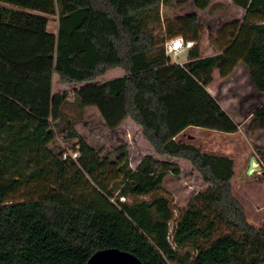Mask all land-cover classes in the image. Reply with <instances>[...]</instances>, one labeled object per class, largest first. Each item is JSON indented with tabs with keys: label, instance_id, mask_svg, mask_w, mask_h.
<instances>
[{
	"label": "trees",
	"instance_id": "16d2710c",
	"mask_svg": "<svg viewBox=\"0 0 264 264\" xmlns=\"http://www.w3.org/2000/svg\"><path fill=\"white\" fill-rule=\"evenodd\" d=\"M210 1L192 4L205 11ZM162 3L0 0V264H86L106 249L142 264H264V229L232 194L233 161L175 141L187 128L238 132L207 88L214 69L225 80L240 63L261 98L248 131L264 132V0H231L244 11L242 23L211 57L201 56L195 14L182 18L177 32L168 28L167 40L193 43L181 65L171 63L157 39ZM48 17L57 18L55 35ZM113 71L122 76L99 81ZM54 78L79 87L55 94ZM69 108H94L111 131L132 122L156 157L145 155L131 169L121 146L108 161L78 135ZM59 136L65 144L76 140L75 159L55 144ZM254 154L264 174V147ZM171 160L190 164L205 186L178 216L163 196L126 204L125 198L159 191L168 175L178 177ZM105 164L115 172L110 188L72 196ZM49 181L38 197L11 202L24 188Z\"/></svg>",
	"mask_w": 264,
	"mask_h": 264
},
{
	"label": "rangeland",
	"instance_id": "374dc122",
	"mask_svg": "<svg viewBox=\"0 0 264 264\" xmlns=\"http://www.w3.org/2000/svg\"><path fill=\"white\" fill-rule=\"evenodd\" d=\"M193 0H163L160 7L162 30L158 33V42H169L168 28L172 32H177L182 18L187 15L195 14L199 18L200 41L199 47L203 55H209L212 47L213 53L216 54V38L219 33H224L231 21L242 20L244 12L234 7L229 0H211L209 7L205 11L197 10ZM7 8L9 6L4 5ZM23 11L22 9H16ZM49 27L55 28L56 17H48ZM210 37V38H209ZM185 50L178 56L170 55V61L174 65H181L187 61ZM216 78L208 88L209 93L216 98L222 109L230 118L239 124L237 134H222L218 132L206 131L198 128H189L179 140L187 145L197 148L201 153L213 155H227L235 163V177L232 180V194L241 203L247 213V218L252 220L263 218V195H264V175L262 171L256 170L252 175H247L248 162L251 157H255L254 147H264V132L248 131L251 122V113L259 105L260 101L252 97L255 92L250 86L247 76V70L241 65L225 80L219 78L218 72H215ZM120 71H113L99 81L111 80L114 77H120ZM78 85L64 86L61 85L57 78H54L53 91L55 94L71 93ZM67 117L74 124V129L82 140L88 144L101 157H106L108 161H114L115 156L109 154L116 148L126 146L129 153V167L135 169L139 161L145 155L156 157L148 143L143 139L141 130L131 123L125 121L118 129L108 130L94 108H87L81 113L72 108L67 110ZM71 144H65L62 137H57L56 145L61 147L66 157L76 158L73 154ZM256 158V157H255ZM178 164L181 173L178 177L168 175L162 188L142 198H125L126 204L131 205L135 201H151L157 197H165L169 200L170 207L174 217L183 211L191 198L200 190L205 188L197 173L192 169L190 164L182 160H171ZM115 172L110 169L108 164L94 172V179L85 177L79 184L77 191L72 196L89 195L93 197L100 191L103 185L110 188L114 180ZM52 182H46L39 185H31L18 193L11 196V202H21L29 198L38 197L41 192L48 191ZM117 196L111 201L115 202ZM124 199H120L122 202ZM261 208V209H260ZM252 219V220H251ZM172 227V223H171ZM222 230L218 233L225 234ZM217 235V236H218Z\"/></svg>",
	"mask_w": 264,
	"mask_h": 264
},
{
	"label": "crops",
	"instance_id": "0c3cea01",
	"mask_svg": "<svg viewBox=\"0 0 264 264\" xmlns=\"http://www.w3.org/2000/svg\"><path fill=\"white\" fill-rule=\"evenodd\" d=\"M230 1V3H231V0H229ZM232 4V3H231ZM233 5V4H232ZM234 6V5H233ZM235 7V6H234ZM237 8V7H236ZM239 9V8H238ZM240 10H242V9H240ZM243 11V10H242ZM244 12V11H243ZM244 17V16H243ZM243 17H242V20H243ZM242 20L241 21H239V20H233V21H231L230 23H228V24H230L229 26H228V28H227V31H225L223 34L222 33H219L218 34V36H217V38H216V42H217V47H218V49L216 50V54H214L213 53V50H212V47H208L209 49H210V54L209 55H203L202 54V52H201V49H200V52H201V56L202 57H211V56H214V55H217V54H219L220 53V48H221V46H222V44H223V42H225V41H227V40H229V38L231 37V35L229 34V31H231L232 30V28H233V26L235 25V24H241L242 23ZM48 22H50V21H48ZM48 30H49V32H51V34H53V35H55L56 34V32H57V21H56V24H55V28L53 29V30H51V28L49 27V23H48ZM229 30V31H228ZM180 37V36H179ZM179 37H177V38H179ZM210 38V37H209ZM175 39V38H174ZM193 46V43H192V45H191V47ZM190 47V48H191ZM189 48V49H190ZM185 50H187L188 51V49H185ZM184 50V51H185ZM183 52V51H182ZM181 52V53H182ZM181 53H179V54H181ZM179 54H177L176 56H178ZM168 58H169V56H168ZM170 59V58H169ZM184 64V63H183ZM242 64L240 63L231 73H233L239 66H241ZM243 66V65H242ZM244 67V66H243ZM245 68V67H244ZM246 69V68H245ZM247 70V69H246ZM218 72V75H219V71L217 70V69H214L213 70V81H215V78H216V73L215 72ZM119 72V71H118ZM230 73V74H231ZM120 74H122L121 72H120ZM121 77V76H120ZM229 77V76H228ZM115 78H118V77H114V78H112V79H115ZM219 78L221 79V77H220V75H219ZM227 79V78H226ZM222 80V79H221ZM212 85V84H211ZM210 85V86H211ZM209 86V87H210ZM251 86V85H250ZM208 87V88H209ZM208 88H207V91H208ZM252 88V87H251ZM209 92V91H208ZM210 95H212L211 93H210ZM213 96V95H212ZM252 97H255L257 100H259V101H261V98H259V95H257L256 93L253 95L252 94ZM132 123V122H131ZM188 130H190L189 128H187L182 134H180L179 136H177L176 138H175V141L177 142V143H181V144H185V143H183V142H181L180 140H179V137L180 136H183L184 134H185V132H187ZM237 134V133H236ZM185 145H187V144H185ZM191 146V145H190ZM209 155H213V154H209ZM213 156H219V157H227V158H229V159H231L229 156H227V155H213ZM232 160V159H231ZM233 161V160H232ZM257 165H258V169H259V171H262V168H261V164L260 163H258V161H257ZM234 167H235V163L233 162V172H234V176H233V178L235 177V171H234ZM263 173V172H262ZM264 175V174H263ZM264 185V184H263ZM239 202V201H238ZM241 204V203H240ZM242 205V204H241ZM242 207H243V205H242ZM244 208V207H243ZM261 208H263V212H264V195H263V206L261 207ZM260 208V209H261ZM245 210V209H244ZM246 213V212H245ZM246 216H247V213H246ZM263 216V218L261 217V220L260 219H257V220H252V222L251 223H253L254 225H256L258 228H262V229H264V215H262ZM248 217V216H247Z\"/></svg>",
	"mask_w": 264,
	"mask_h": 264
},
{
	"label": "water",
	"instance_id": "95a60500",
	"mask_svg": "<svg viewBox=\"0 0 264 264\" xmlns=\"http://www.w3.org/2000/svg\"><path fill=\"white\" fill-rule=\"evenodd\" d=\"M258 170L257 159L251 157L248 162L247 175ZM86 264H142L134 255L118 249H106L96 252Z\"/></svg>",
	"mask_w": 264,
	"mask_h": 264
},
{
	"label": "built area",
	"instance_id": "2783aa9c",
	"mask_svg": "<svg viewBox=\"0 0 264 264\" xmlns=\"http://www.w3.org/2000/svg\"><path fill=\"white\" fill-rule=\"evenodd\" d=\"M191 45L192 43L185 42L182 37L172 39L165 45L166 56H176L185 49H189Z\"/></svg>",
	"mask_w": 264,
	"mask_h": 264
}]
</instances>
